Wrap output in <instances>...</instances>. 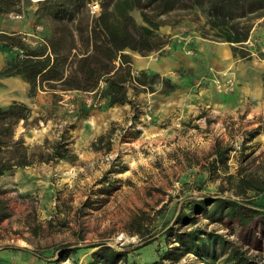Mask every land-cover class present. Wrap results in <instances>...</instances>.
I'll return each instance as SVG.
<instances>
[{
    "label": "rangeland",
    "instance_id": "1",
    "mask_svg": "<svg viewBox=\"0 0 264 264\" xmlns=\"http://www.w3.org/2000/svg\"><path fill=\"white\" fill-rule=\"evenodd\" d=\"M15 8L0 13V32L11 33L1 30L2 24H6L18 28L17 33L26 44L45 45V39L54 34L59 23L39 9V0H21ZM101 11V0H91L70 22L71 25L80 23L84 29L77 34V52L84 50L88 28ZM131 13L138 23H143L139 9ZM164 20L166 23L159 27L158 33L169 41L167 45L189 34L200 35L197 28L203 22L192 20L186 11H175L164 16ZM263 30L262 24H255L246 43L252 55L262 59ZM164 48L155 52L162 54ZM0 51L5 54L1 71L11 55L8 51ZM125 52L132 57L134 76L146 71L133 66V56L142 54L130 49ZM19 58H22L21 53ZM146 72L149 76L157 73ZM178 74L185 79L184 88L194 78L188 72L189 77L184 72ZM164 78L169 77L159 74L148 88L135 80L128 82L133 108L128 103L107 106V99L101 93L104 81L95 91H83L63 90L56 81H53L56 86L51 88V83L41 80L31 95L29 82L21 76L0 75L2 90L14 79L27 84L28 101L22 103L30 108L31 115L16 125L14 139L22 138L25 144L38 150L46 138L50 140L46 147H50L52 141L63 136L72 152L77 154L74 159L37 161L0 175V200L10 214L0 220V264H92V252L96 247L90 246L102 242L120 250H130L129 258L135 262L153 261L163 249L173 246V241L168 243L162 232L168 223L174 222L186 198H200L206 194L239 198L235 192L240 174L263 173L264 120L250 121L246 112L236 132L232 127L216 136L223 145L232 148L230 154L233 156H229L226 169L210 167V149L173 151L174 145L170 142L174 138L161 147L142 142V135L148 134L149 127L157 121V114L154 115L153 106L145 102L144 93L170 95L177 88L165 92ZM215 82L219 91L234 88L231 82ZM149 86L155 90L151 91ZM171 117L161 120L159 127L172 129ZM194 124L198 127L200 122ZM206 125L204 121L201 128L205 129ZM255 129L259 134L249 141L247 134ZM101 135L105 139L99 142ZM106 186L109 193L102 194L100 189ZM249 195L256 202L264 199L263 192L251 190ZM198 216L200 225L216 229L239 244L249 245L253 251L261 249L264 252V232L258 219L248 230H241L237 223L227 218L212 222L202 214ZM122 232L125 242L116 246L115 239ZM148 241L152 242L146 244ZM66 244L79 245L82 249L77 254L66 248L58 249ZM170 264L203 263L187 254Z\"/></svg>",
    "mask_w": 264,
    "mask_h": 264
},
{
    "label": "trees",
    "instance_id": "2",
    "mask_svg": "<svg viewBox=\"0 0 264 264\" xmlns=\"http://www.w3.org/2000/svg\"><path fill=\"white\" fill-rule=\"evenodd\" d=\"M90 1L39 0V9L59 23L54 34L45 39V45L32 47L23 42L17 32H0V49L11 55L0 75L21 76L29 82L31 95L41 80L51 83V88L56 86L53 84L56 81L63 90L83 91H95L104 81L101 93L107 99V106L128 103L134 108L126 84L135 80L148 88L159 74L149 76L146 71H141L140 75L134 76L132 57L125 51L130 49L142 55L161 51L169 43L158 33L159 27L166 23L164 16L186 11L192 20H203L197 28L201 37L231 43L233 54L243 59L252 56L246 43L253 27L255 24L264 26V0H101L102 11L88 28L85 48L77 52V34L83 33L84 29L80 23L71 25L70 22ZM20 2L0 0V13L16 9ZM136 8L140 10L143 23H138L131 13ZM163 82L167 85L165 92L177 87L169 78H164ZM149 89L155 90L153 86ZM30 113V108L22 102L0 107V175L37 161L77 158L63 136L52 141L50 147H46L50 141L46 138L38 150L25 144L22 138L14 139L16 125L21 120L26 121ZM257 131H249V141ZM104 139L101 135L98 141ZM231 150V146L217 141L210 167L226 169ZM100 190L102 194L109 193L108 186ZM251 190L264 193V171L261 174H240L235 192L239 198L209 194L186 198L174 216V222L168 223L162 232L165 240L168 243L172 240L174 244L163 249L157 259L138 263L129 258L130 250H120L102 242L90 246L96 247L92 252V264H170L177 263L187 254L197 257L203 264H264L261 249L253 251L249 245L239 244L226 234L199 224L198 215L202 214L212 222L227 218L237 223L241 230H248L258 219L264 232V199L256 202L249 195ZM9 215L4 201L0 200V220ZM62 248L76 254L82 249L79 245L69 244L58 249Z\"/></svg>",
    "mask_w": 264,
    "mask_h": 264
},
{
    "label": "crops",
    "instance_id": "3",
    "mask_svg": "<svg viewBox=\"0 0 264 264\" xmlns=\"http://www.w3.org/2000/svg\"><path fill=\"white\" fill-rule=\"evenodd\" d=\"M1 30L19 31L6 24H2ZM4 57L5 54L0 51V68ZM133 66L139 70L157 72L178 84L170 95L144 93V100L153 106L157 121L149 127L148 134L142 135V142L161 147L174 138L170 142L174 145L173 151L210 149L208 161H211L215 157V145L220 140L216 136L225 134L227 128L230 131L233 127L236 132V127H241L244 120V112L247 119L251 117L250 121L264 120V59L254 55L247 59L236 57L229 42L189 34L171 41L162 54H135ZM178 72H184L186 77H194L185 88L182 86L185 79ZM16 79L9 83L6 90L0 88V106H7L13 100L28 101L25 94L27 84ZM218 80L224 84L231 82L234 84L233 90L219 91L215 84ZM182 90L186 93H182ZM169 115H172V129L160 128L159 122ZM204 121H207L205 129L201 128ZM190 122L193 126L189 125ZM195 122H200L198 127ZM171 161H174L173 158Z\"/></svg>",
    "mask_w": 264,
    "mask_h": 264
},
{
    "label": "built area",
    "instance_id": "4",
    "mask_svg": "<svg viewBox=\"0 0 264 264\" xmlns=\"http://www.w3.org/2000/svg\"><path fill=\"white\" fill-rule=\"evenodd\" d=\"M230 83V82H229ZM148 108L150 109V106H148ZM125 239H126V236L125 234L122 232L120 233L117 238L115 239V245L118 246V245H122L124 244L125 242Z\"/></svg>",
    "mask_w": 264,
    "mask_h": 264
}]
</instances>
